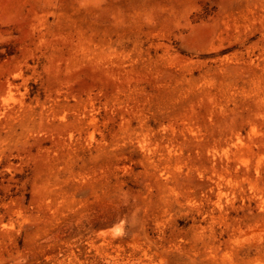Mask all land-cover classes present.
<instances>
[{
  "label": "rangeland",
  "instance_id": "rangeland-1",
  "mask_svg": "<svg viewBox=\"0 0 264 264\" xmlns=\"http://www.w3.org/2000/svg\"><path fill=\"white\" fill-rule=\"evenodd\" d=\"M0 264H264V0H0Z\"/></svg>",
  "mask_w": 264,
  "mask_h": 264
}]
</instances>
